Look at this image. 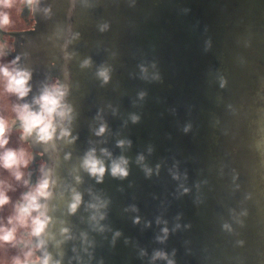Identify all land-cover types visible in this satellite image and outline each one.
Masks as SVG:
<instances>
[{
    "label": "water",
    "instance_id": "water-1",
    "mask_svg": "<svg viewBox=\"0 0 264 264\" xmlns=\"http://www.w3.org/2000/svg\"><path fill=\"white\" fill-rule=\"evenodd\" d=\"M36 4L35 30L10 33L18 70L58 78L65 115L25 136L0 77L6 134L48 182L24 264H264V0Z\"/></svg>",
    "mask_w": 264,
    "mask_h": 264
},
{
    "label": "clouds",
    "instance_id": "clouds-1",
    "mask_svg": "<svg viewBox=\"0 0 264 264\" xmlns=\"http://www.w3.org/2000/svg\"><path fill=\"white\" fill-rule=\"evenodd\" d=\"M4 2V0H0ZM31 2V0H29ZM8 17L6 15H0V26L6 25L8 23ZM3 46H0L2 49ZM101 76L106 79L105 73L101 72ZM0 77L4 81V90L8 93L15 94L19 98H23L28 95L30 89L27 87L28 81L31 79V74L28 71L12 69L9 70L8 67L0 66ZM64 92L58 86H53L51 89H45L43 95L40 96L39 100L36 102L40 105V112H32L28 105H24L22 108H17V118L21 121L24 135L30 136L34 131H36L37 136L40 141L48 142L52 139L55 132L53 126V116L59 115L61 118L65 115L63 111H58L61 107L60 100L63 98ZM101 128L100 132H103ZM8 131L7 122L3 117H0V149L5 148L8 143L6 138V132ZM25 153L23 150L20 152L14 150H6L0 154V167L12 171L15 179L17 181L21 180L22 173L19 171L21 167H27L28 160L25 158ZM126 161L121 160L119 163L114 162L112 165L113 176H125L127 175L125 169L121 167V164H126ZM84 167L91 172L92 175H99L100 177L104 174L103 163L97 160L94 153H90L84 161ZM14 170V171H13ZM47 180L43 181L42 184L38 186L35 194H27L23 197L24 203L20 204L16 208L15 217H10L8 224L12 225L14 221L21 226L26 225V219L31 216L33 211H38L39 205L37 203V197L44 196L45 190L47 188ZM79 197H77V202ZM9 203V198L6 193L0 187V208ZM76 205H73V209ZM35 225L33 229V234L39 235L43 230V223H41L39 218L33 220ZM16 228H4L0 227V244L12 243L15 240ZM13 264H22L19 259L14 260ZM47 264V261H44Z\"/></svg>",
    "mask_w": 264,
    "mask_h": 264
},
{
    "label": "flooded vegetation",
    "instance_id": "flooded-vegetation-1",
    "mask_svg": "<svg viewBox=\"0 0 264 264\" xmlns=\"http://www.w3.org/2000/svg\"><path fill=\"white\" fill-rule=\"evenodd\" d=\"M18 1L20 7L19 19L18 18H14V20L8 19L9 22L6 25L0 26V46H3L2 49L6 48L7 49L6 52L9 53L10 55V57L7 58L5 56L6 61L4 62L5 63L4 65L8 67L10 71L14 68L18 69L20 66L19 64L23 63V61H20L19 64L17 62L18 61L17 49L20 44V41L18 40L20 38L15 36L13 37L12 35H10V33L15 32L16 34H27L34 31L35 27L37 26L36 15L34 14L35 6L37 5L36 0H31V2H29V0H18ZM2 49H0V55L3 54ZM24 64L27 66L28 60L27 63L24 62ZM29 69L31 70V68ZM54 85L60 87V80L58 78L43 77L42 80L31 79L28 81L27 87H33L32 91L30 90L29 91L30 93H28V95L23 97L22 99L20 98L19 101L23 102L24 105H28L29 109L32 112L39 113L40 105L36 101L39 100L41 95H43L45 89H51ZM12 95L14 96L12 100H14L15 98H19L15 94ZM15 117H17V115ZM14 120L18 122L20 121L18 118H15ZM30 156H31L30 157L31 162L29 163L28 174H27L28 188L22 193V197L30 193L35 194L38 186L42 184L40 180V174H41V169L44 166V162L36 154H34L32 150L30 151ZM23 203H24V199H21L20 204ZM36 218L40 219V216L37 215L35 211H33L31 213V216L26 219V222H29V224L25 228L26 231L23 232L24 240L28 239L30 237V234L33 232V229L35 227V225L33 224V220ZM26 249H29L28 250L29 257L22 264L28 261L35 262L39 260V257L37 255V250H38L37 246L27 247Z\"/></svg>",
    "mask_w": 264,
    "mask_h": 264
},
{
    "label": "rangeland",
    "instance_id": "rangeland-1",
    "mask_svg": "<svg viewBox=\"0 0 264 264\" xmlns=\"http://www.w3.org/2000/svg\"><path fill=\"white\" fill-rule=\"evenodd\" d=\"M19 10L20 7L18 0H6L0 5V14L6 15L8 19H19ZM6 138L8 143L5 148L0 149V154L9 149L17 152L23 150L26 154L25 158L28 160V165L27 167H21L19 169V171L23 174L21 180L19 181L15 179L12 171L0 167V187H2V190L9 198V203L4 205L3 208H0V227L4 228H7L8 220L11 217V214L12 216L16 215V203H14V201L18 204L22 199V193L28 188L27 174L29 163L31 162L30 151L32 150L30 145L26 142H23L17 134H6ZM12 225L18 226V223L14 221ZM10 226L11 225L8 224V228H10ZM7 249L8 248L5 246V244H0V264H9L10 261L14 259L11 252H9ZM16 250L18 251V240L16 242Z\"/></svg>",
    "mask_w": 264,
    "mask_h": 264
},
{
    "label": "trees",
    "instance_id": "trees-1",
    "mask_svg": "<svg viewBox=\"0 0 264 264\" xmlns=\"http://www.w3.org/2000/svg\"><path fill=\"white\" fill-rule=\"evenodd\" d=\"M14 203H16V208H17V206H18V204H17V202H15L14 201ZM13 203V204H14ZM11 217H15V216H12V214H11ZM11 227H15L16 228V233H15V240L12 242V243H8V244H5V246L8 248L7 250L9 251V252H11V254L13 255V257H14V259H12L11 261H10V263L9 264H13V262H14V260H16V259H19L22 263L26 260L25 259V254H26V248L25 247H23L22 248V250H21V252H19L18 253V251L16 250V242H17V240H18V238L20 237V236H22L23 237V232H25L26 230H25V228L22 230V232L20 233V231L18 230L19 229V227L16 225V226H13V225H11L10 226V228ZM7 228H8V224H7ZM18 253V254H17ZM27 253H28V251H27ZM29 254V253H28ZM27 257V256H26ZM7 264V263H6Z\"/></svg>",
    "mask_w": 264,
    "mask_h": 264
}]
</instances>
